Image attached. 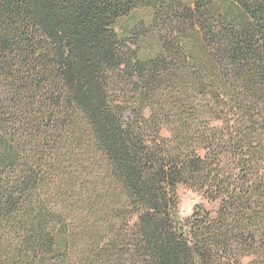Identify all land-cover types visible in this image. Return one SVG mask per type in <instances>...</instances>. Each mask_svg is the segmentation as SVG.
<instances>
[{
	"label": "trees",
	"instance_id": "1",
	"mask_svg": "<svg viewBox=\"0 0 264 264\" xmlns=\"http://www.w3.org/2000/svg\"><path fill=\"white\" fill-rule=\"evenodd\" d=\"M0 264H264V0H0Z\"/></svg>",
	"mask_w": 264,
	"mask_h": 264
},
{
	"label": "rangeland",
	"instance_id": "2",
	"mask_svg": "<svg viewBox=\"0 0 264 264\" xmlns=\"http://www.w3.org/2000/svg\"><path fill=\"white\" fill-rule=\"evenodd\" d=\"M178 194L179 214L184 219L192 216L198 206H203L206 210L214 214L219 208L218 201H211L203 193L187 186H180Z\"/></svg>",
	"mask_w": 264,
	"mask_h": 264
}]
</instances>
